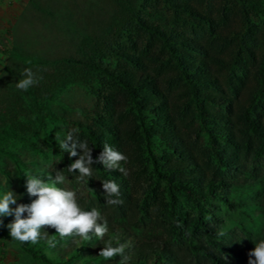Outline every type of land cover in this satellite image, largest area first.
<instances>
[{
  "label": "trees",
  "instance_id": "16d2710c",
  "mask_svg": "<svg viewBox=\"0 0 264 264\" xmlns=\"http://www.w3.org/2000/svg\"><path fill=\"white\" fill-rule=\"evenodd\" d=\"M124 1L125 4L115 1L105 29L89 39L86 60L66 56L43 63L46 80H38L26 91L28 104H24L19 93L13 92L10 111L33 117L32 127H41L47 113L37 106L38 101L50 97L68 82L86 83L94 74L107 80L109 119L104 127L117 138L116 149L122 154L132 155L141 149L153 183L162 186L160 192L153 189L152 194L163 207L174 239L181 242L186 238L190 248L203 254L209 264H231L205 244L222 249L231 258L240 255L214 241L215 219L208 217L207 207L210 200L233 206L227 198L232 185L220 175L221 169L231 170L237 158L264 157V126L258 117L264 111V36L262 49L256 54L253 46L257 42L245 18L247 10L262 9L264 0H231L232 4L241 3L239 9L243 10L245 25L239 37L225 41L226 61L210 53L207 39L187 26L190 23L201 32L221 34L213 27L214 17L200 7V2L207 0H143L136 7ZM161 3L175 22L177 19L182 22L176 25L178 28L187 27L184 31L156 20L161 17ZM223 21L220 20L221 24ZM105 58L112 61L103 65ZM118 99L127 105L129 117L115 110ZM200 133L205 137V152L213 166L200 164L188 146L189 135L198 137ZM92 146L97 150L95 140ZM30 147L33 149L32 144ZM3 154L28 175H34L16 154L10 151ZM102 174L106 179L107 174ZM112 174L118 175L115 171ZM176 195L194 205V217L181 222L176 212ZM51 231L55 229L47 226L42 229V233ZM123 233L110 227L103 239L92 236L91 264L108 242L113 246L129 244L124 252L129 257L126 264H148L150 244H132ZM194 236L199 237L197 246L191 245ZM65 239L61 240L70 249L75 243L87 241L79 237ZM16 242L30 259L40 264L62 263L45 255V240L37 244ZM70 255L73 257L75 251ZM158 257L167 264H182L171 250L163 249Z\"/></svg>",
  "mask_w": 264,
  "mask_h": 264
},
{
  "label": "rangeland",
  "instance_id": "374dc122",
  "mask_svg": "<svg viewBox=\"0 0 264 264\" xmlns=\"http://www.w3.org/2000/svg\"><path fill=\"white\" fill-rule=\"evenodd\" d=\"M115 1L25 0L22 11L5 33V40L0 41V194L7 191L9 186L18 195V204H30L36 199L27 193L26 170L17 167L3 154L4 151H10L18 156L22 165L34 176L45 182H49L48 175L54 179L56 174H63L66 179L58 186L76 191L78 203L83 210H99L108 221V227L124 232L132 244H150L148 264H167L158 257L163 249L173 251L182 264H209L203 254L190 248L186 238L181 242L174 239L163 207L152 194L153 189L156 193L160 192L162 186L153 183L150 168L143 159L141 149L138 153L126 155L127 162H120L126 173H120L117 169L108 170L102 163L92 166L93 175L90 178L81 179L78 170L74 174L68 171V166L79 156L66 157L69 154L60 148L59 141L55 139L57 135L63 139L68 131L75 130L74 136L82 142L86 141L92 149L94 160L103 152L105 143L117 148V138L110 135L104 127L109 119L106 96L110 87L107 80L94 74L86 83L68 82L50 97L38 101L37 106L47 113V117L42 118L41 127H32L35 124L33 117H24L18 112L10 111L13 107V92L21 95L24 104L29 102L26 91L20 92L16 87L17 82L25 78L23 73L26 68L32 69L38 78L43 77L39 80L45 81L43 74L47 71L43 63L66 56L86 60L84 57L89 53L91 45L89 39L98 36L105 29L115 8ZM118 1L125 4L124 0ZM127 1L136 7L143 0ZM205 2H208L209 10ZM205 2H200V7L214 17L216 23L213 27L221 34L201 32L190 23H187V26L193 27L207 39L206 46L210 53L226 61L228 48L224 47L225 41L239 37L245 25L242 19L243 10L239 9L241 3L232 4L231 0ZM261 6L262 9L254 12L247 10L245 15L257 42L256 46H253L256 54L262 49L264 36V3H261ZM159 9L161 17L156 18L159 23L163 22L173 28H178L176 25L182 23L171 18L163 3L159 4ZM219 19L224 20L222 24ZM186 28L179 27L178 30L184 31ZM221 37L225 40L219 39ZM110 61V58H105L101 63L107 65ZM118 100L115 110L123 114V117H129L127 105ZM258 117L264 126V111H260ZM93 139L98 144L97 150L93 149ZM188 146L200 164L214 165L205 152L206 140L202 133L198 137L190 134ZM125 148L128 149V146ZM77 152L81 153V149L77 148ZM236 161L231 170L221 169L220 174L232 185L227 198L233 206L219 205L210 200L207 214L215 219L212 223L216 234L214 241L239 252L240 255L231 258L222 249L205 244L231 264H248V253L256 243L264 240V157L237 158ZM112 171L118 175L114 176ZM102 172L107 174L106 179L102 178ZM107 180H115L120 186L118 199L123 201L122 204L107 203L109 197L102 185V181ZM176 200V212L181 222L194 217L195 207L191 202L181 195H176ZM11 207L15 208L16 205ZM13 219V216L0 217L3 221L0 225V264H40L30 259L17 242L11 239L6 226ZM47 233L48 239L56 241L54 248L48 245L44 247L47 257L62 261L61 264H91V251L94 249L89 245L93 241L75 243L70 249L55 231ZM198 238L193 237L192 246L200 244ZM67 239L68 237L65 240ZM128 245H125L124 252ZM74 251L75 255L71 257L70 254ZM120 260L119 256L110 260L99 256L92 263L120 264Z\"/></svg>",
  "mask_w": 264,
  "mask_h": 264
},
{
  "label": "clouds",
  "instance_id": "9594fccd",
  "mask_svg": "<svg viewBox=\"0 0 264 264\" xmlns=\"http://www.w3.org/2000/svg\"><path fill=\"white\" fill-rule=\"evenodd\" d=\"M23 75L25 78L16 84V87L23 91H27L37 84L39 79H43V77L38 78L30 68H26ZM74 132L75 130L68 131L63 139L58 135L55 137L59 141L60 148L69 154V158L79 156L68 166L69 172L74 174L78 170L81 179L90 178L93 175L92 166L102 163L108 170L117 169L120 173H126V170L120 166V162H127L126 155L105 143L103 152L94 160L92 149L88 147L87 142L78 140L74 136ZM77 148L81 149L82 154L77 152ZM25 177L27 193L36 197L30 204H18V195L9 186L7 191L0 194V217H14L12 222L6 226L12 240L31 244L45 240L50 248H54L56 241L48 239L47 232L42 233L45 226L55 229L61 239L79 237L82 240H90L92 236L103 239L109 232L108 221L99 210L96 208H92L90 211L83 210L78 203L76 191L58 186L63 184L66 179L63 174H56L54 179L48 175L49 182L34 175ZM102 185L109 197L108 204L123 203L121 199H118L120 186L115 180L102 181ZM111 197H117V199ZM11 205H16V207L12 208ZM25 213H27L26 216ZM2 224L3 221L0 220V225ZM124 248L123 244L113 246L111 242H108L100 250L99 256L105 260L120 256L122 257L120 264H126L129 257L125 255ZM248 258V264H264V240L255 244V247L248 253Z\"/></svg>",
  "mask_w": 264,
  "mask_h": 264
},
{
  "label": "crops",
  "instance_id": "0c3cea01",
  "mask_svg": "<svg viewBox=\"0 0 264 264\" xmlns=\"http://www.w3.org/2000/svg\"><path fill=\"white\" fill-rule=\"evenodd\" d=\"M25 0H0V41L22 11Z\"/></svg>",
  "mask_w": 264,
  "mask_h": 264
}]
</instances>
